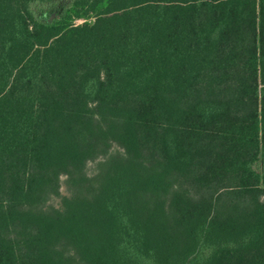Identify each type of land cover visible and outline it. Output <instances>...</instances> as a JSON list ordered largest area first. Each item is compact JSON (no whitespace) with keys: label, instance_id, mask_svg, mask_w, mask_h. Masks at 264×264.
I'll return each instance as SVG.
<instances>
[{"label":"trees","instance_id":"obj_1","mask_svg":"<svg viewBox=\"0 0 264 264\" xmlns=\"http://www.w3.org/2000/svg\"><path fill=\"white\" fill-rule=\"evenodd\" d=\"M0 264H264V0H0Z\"/></svg>","mask_w":264,"mask_h":264},{"label":"rangeland","instance_id":"obj_2","mask_svg":"<svg viewBox=\"0 0 264 264\" xmlns=\"http://www.w3.org/2000/svg\"><path fill=\"white\" fill-rule=\"evenodd\" d=\"M79 21H81V20H79ZM100 160H102V157L98 158L97 160L90 161L88 163L87 171L89 174L94 175L97 172ZM61 192H62V194L68 193V188H67L65 177H63V180H62ZM48 202L51 204H54V205H59L60 204V197L59 196H52Z\"/></svg>","mask_w":264,"mask_h":264}]
</instances>
